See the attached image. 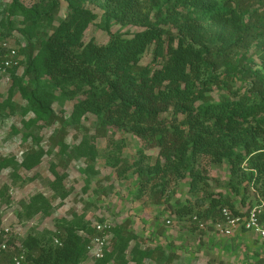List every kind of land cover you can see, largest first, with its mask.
Wrapping results in <instances>:
<instances>
[{
  "label": "trees",
  "instance_id": "1",
  "mask_svg": "<svg viewBox=\"0 0 264 264\" xmlns=\"http://www.w3.org/2000/svg\"><path fill=\"white\" fill-rule=\"evenodd\" d=\"M60 1L34 0L26 6L12 0L7 9L10 16L22 18V28L29 32L18 50L24 54L22 75L14 74L17 66L6 70L26 101L24 113L32 114L25 125L43 128L58 122L51 143L59 161L66 167L82 159V173L95 174L96 142L89 137L68 145L66 120L53 109L55 102L78 97L70 114L73 123L92 113L98 121L96 138L112 128L139 140L138 158L120 170L125 139L109 138L105 154L117 174L130 169L136 174L137 197L148 191L151 201L161 203L168 177L189 176V192H204L200 201L206 198L207 204L200 210L194 203H176L171 211L178 220L214 223L221 218L222 207L241 213L229 199L209 191L201 160L227 161L229 180L243 183L244 190L264 185V0H102L110 18L142 27L130 35L109 31L104 44L83 41L96 18L90 0H65L66 17L53 25ZM150 47L152 59L142 64ZM238 81L242 89L236 86ZM213 89L223 91L214 98ZM143 147L158 149L152 163L145 162L150 157ZM47 153L30 147L19 163L14 156L0 157V171L9 166L31 170ZM52 173L49 186L64 199L70 193L63 184L66 174L55 166ZM48 207L41 193L24 205L27 213H48ZM110 232L111 248L94 264H146L150 259L160 263L168 258L158 246L140 247L128 221ZM95 234L85 215L74 213L57 222L55 230L27 234L20 244L33 264H80ZM10 254L4 256V264ZM262 262L260 258L258 263Z\"/></svg>",
  "mask_w": 264,
  "mask_h": 264
},
{
  "label": "rangeland",
  "instance_id": "2",
  "mask_svg": "<svg viewBox=\"0 0 264 264\" xmlns=\"http://www.w3.org/2000/svg\"><path fill=\"white\" fill-rule=\"evenodd\" d=\"M11 1L0 0V42L8 40L10 44L16 46L18 52L24 47L29 32L22 28L24 23L21 17L8 14L7 9ZM21 1L24 5L30 6L34 0ZM90 1L89 7L96 14V18L85 30L84 42L94 39L96 43L104 44L109 39V31L130 35L142 29L137 24L118 22L110 18V14H105L102 0ZM143 11H147V7ZM66 14L67 4L65 0H61L52 24L56 25L60 19L66 17ZM9 22L12 23L11 30L8 29ZM20 28L23 30L21 31ZM46 30L50 31L47 28ZM172 31L175 33L176 29ZM18 56L19 61L22 59V62L14 70V74L20 77L24 69V54L18 52ZM151 59L152 47L143 55L141 63H149ZM12 82L11 72H0V157L14 156L19 163L24 152L30 147H41L49 152L31 170L9 166L0 171V228L8 227L17 242L20 243L30 233L53 231L60 220L71 219L74 213H83L91 226L100 220L110 225V228L128 221L131 231L141 232V235L135 233L138 238L136 242L140 247L158 246L163 250L165 257H168L160 263L150 259L146 264H259L260 258L263 260L261 264H264V242L254 235L243 231L234 233L233 237H223L219 236L210 220L203 222L204 225L201 227L200 223L194 224L189 219L176 218L171 211L176 203H194L200 210L207 204L206 198L200 201V198L204 197V192L199 191L197 194L189 192V176L183 179L168 177L161 203L151 201L148 191L141 193L140 198L137 197L136 174L132 169L117 174L112 166L113 160H107L105 154L109 138L125 139L126 144L119 154L123 158L119 165L120 170L123 165L138 158L139 140L123 129L113 131L112 128L108 129L106 136L96 138L94 129L98 121L92 113H86L78 123H73L70 114L78 97L74 99L66 97L55 102L53 109L58 116L66 120L63 125L66 130L65 142L68 145L89 137L96 142L97 172L86 177L81 171L85 165L82 159L73 160L64 167L63 162L59 161L57 148L51 143V137L57 132L60 124L55 122L49 127L40 128L37 124L27 127L25 123L32 114L24 113L27 107L26 101ZM242 85L239 81L236 83L241 89ZM222 91L213 89L211 95L217 98ZM25 135L28 137L24 138ZM111 145L109 148H113ZM145 152L149 153L150 157L145 162L152 163L158 149H145ZM51 165L55 166L59 173L66 174L63 184L70 193L64 199L56 197L49 186L54 179ZM201 166L205 168L209 191L213 195L226 197L239 211L258 207L264 214V185L258 183L244 190L243 183H237L235 179L229 180V166L225 160L221 163H210L204 159L201 160ZM39 193L49 201L48 213L33 210L27 213L24 205L33 195ZM137 203L139 214H136ZM134 213L136 215L133 216V223L128 217ZM134 244L133 240L130 246ZM110 248L111 241L109 250ZM5 255L0 258L3 264ZM126 255H129V248ZM94 262L95 260L89 258L87 254L80 264H94Z\"/></svg>",
  "mask_w": 264,
  "mask_h": 264
},
{
  "label": "built area",
  "instance_id": "3",
  "mask_svg": "<svg viewBox=\"0 0 264 264\" xmlns=\"http://www.w3.org/2000/svg\"><path fill=\"white\" fill-rule=\"evenodd\" d=\"M19 56L16 46L9 43L8 40L0 42V71L5 72L7 68L19 66ZM234 214L228 207L220 209L221 218L212 223L213 228L219 236L233 237L236 232H246L254 235L258 240L264 242V222L261 220V210L258 207L248 211H240ZM195 219V217H194ZM169 222V221H167ZM203 227V223L199 224ZM92 227L96 230L88 246L87 254L92 260L100 259L104 253L109 251V245L112 238L110 225L105 222H97ZM13 242L10 244V242ZM59 243L58 239L54 240ZM11 252L7 264H33L27 258L26 249L15 240L8 227L0 228V258Z\"/></svg>",
  "mask_w": 264,
  "mask_h": 264
},
{
  "label": "crops",
  "instance_id": "4",
  "mask_svg": "<svg viewBox=\"0 0 264 264\" xmlns=\"http://www.w3.org/2000/svg\"><path fill=\"white\" fill-rule=\"evenodd\" d=\"M146 153V152H145ZM147 155L149 154V153H146ZM135 205V204H134ZM136 206V208H137V210H136V214H139V213H137V211L139 210L138 208H139V204L137 203V205H135ZM135 213H134V215H132L131 217H128V218H130V219H132V222H133V220H134V217H135V215H136ZM149 214H150V212H149ZM134 216V217H133ZM134 223V222H133ZM132 223V224H133ZM134 228V227H133ZM137 235H141V232H140V230L139 231H136L135 232Z\"/></svg>",
  "mask_w": 264,
  "mask_h": 264
}]
</instances>
